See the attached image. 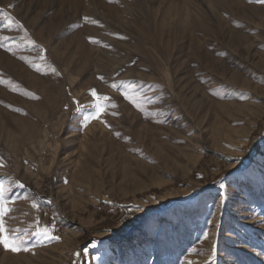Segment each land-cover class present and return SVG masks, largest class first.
Masks as SVG:
<instances>
[{
	"label": "rangeland",
	"instance_id": "1",
	"mask_svg": "<svg viewBox=\"0 0 264 264\" xmlns=\"http://www.w3.org/2000/svg\"><path fill=\"white\" fill-rule=\"evenodd\" d=\"M0 37V264H264V4L0 0Z\"/></svg>",
	"mask_w": 264,
	"mask_h": 264
},
{
	"label": "snow or ice",
	"instance_id": "2",
	"mask_svg": "<svg viewBox=\"0 0 264 264\" xmlns=\"http://www.w3.org/2000/svg\"><path fill=\"white\" fill-rule=\"evenodd\" d=\"M109 2H113V0H109ZM249 3H258V4H264V0H248ZM86 23L90 24H97L98 22L95 20H92L88 17L84 18ZM22 27V26H20ZM8 37H0V48L5 47L3 44L4 40H7ZM90 42L97 44L99 41L93 40L91 38ZM29 43H33L32 41L29 40ZM104 47H107V45H104ZM7 51H11L10 48L6 49ZM44 57H41V60H43ZM26 63H29L26 61ZM32 67L35 69L37 72H41V66L37 64H32ZM51 71L53 73H56L55 68H51ZM101 79H103L101 77ZM110 87L112 88H118L119 86L117 84H112ZM91 96L97 101V103L94 105L96 111L89 117H85V120H94V119H100L102 116L105 107L107 105L100 103V101H108L110 98L107 96H100L97 94L95 90H92ZM35 98V97H33ZM124 98L129 101V103L133 104L134 107L137 108L138 111L144 112V108L141 106L138 100L134 96H131L129 94H125ZM112 107H116L115 105H111ZM103 122V121H101ZM107 126V125H106ZM118 135V134H117ZM0 167H3L2 164H0ZM17 186L19 188H24V185L20 183L19 181L16 182ZM14 202V201H13ZM9 203V197L6 196V190L3 184H0V245L3 246L5 250L11 251L13 253H19L21 251H29V249L26 247V241L25 237L28 234V230H25L24 236H21L20 229H9L6 226V220L5 218L9 215V213L12 212V208L8 207ZM33 208H37V205L35 203L32 204ZM39 220L36 221V224L33 226L35 228V231H33L31 234L33 236H37L42 238L43 240H59L60 237L53 235L52 233L55 231V225H53L51 228L50 227H39ZM207 239V237H205ZM190 264V262H189Z\"/></svg>",
	"mask_w": 264,
	"mask_h": 264
}]
</instances>
